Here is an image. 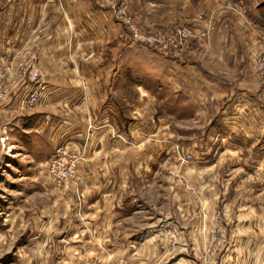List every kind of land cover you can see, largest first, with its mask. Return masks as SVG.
Listing matches in <instances>:
<instances>
[{
  "label": "rangeland",
  "instance_id": "obj_1",
  "mask_svg": "<svg viewBox=\"0 0 264 264\" xmlns=\"http://www.w3.org/2000/svg\"><path fill=\"white\" fill-rule=\"evenodd\" d=\"M38 1L30 8L29 19L35 24L30 44L16 49L21 53H11L0 66L4 86L0 103L10 97L8 106L16 97L24 110L16 112L36 121L50 114L53 123L51 131L39 125V132L19 134V146L10 127L26 129V120L7 112L8 125L0 126V264H264V137H260L264 136V20L255 15L258 7L264 11V0H215L188 15L186 10L172 12L182 5L179 8L171 0H150L143 7L139 0H92L99 12L90 15L92 30H78L77 46L52 42L61 36L53 29L60 22L59 13L52 11L53 6H38ZM88 5L84 1L83 6ZM121 7L138 34L163 36L164 44L133 38L120 20ZM210 10L219 23L211 20ZM250 12L256 24L249 22ZM150 14L151 21L145 19ZM179 18L201 27L184 25ZM181 28L188 31L178 39L175 33ZM66 36L72 37L68 31ZM47 46L57 64L58 59L62 65L78 59L79 66L89 69L97 63L112 64L126 48L161 56L164 64L166 57L182 58L177 76L167 73L171 82L187 85L190 74L192 84L206 91L208 83L216 86L223 81L231 91L245 93L239 97L244 106L224 108L235 92L224 94L220 102L215 96L210 100L207 93V100H202L212 106L209 110L171 124L172 116L192 115L191 102L189 109L171 114L159 97L150 92L145 97L130 85L116 90L113 99L128 115L125 132L117 123L100 134L101 127L92 122L78 133V109L25 106L34 89L21 98L23 85L14 97L11 93L15 81L28 80L32 70L44 71ZM193 95L197 96L192 93L191 99ZM228 115L242 121L236 128L244 139L233 153L213 140L221 128L215 122ZM43 130L48 133L41 134ZM97 135H102L100 141H95ZM92 146L104 153L100 162L111 161L113 173L102 174L110 170L105 166L99 173L89 171ZM205 146L211 154L194 160ZM161 150H168L165 164L157 172L146 171L150 153ZM128 152L131 171L126 176L122 167ZM108 154L112 156L107 158Z\"/></svg>",
  "mask_w": 264,
  "mask_h": 264
},
{
  "label": "crops",
  "instance_id": "obj_2",
  "mask_svg": "<svg viewBox=\"0 0 264 264\" xmlns=\"http://www.w3.org/2000/svg\"><path fill=\"white\" fill-rule=\"evenodd\" d=\"M88 2L89 5L87 8L83 6V3ZM92 0H39L38 6L43 7H49L53 6L52 11H56L59 13L58 19H60V22L57 24L55 23V28L58 29L59 33L57 38L52 41L55 45L56 44H64L66 45L78 44V30L82 31L84 29L92 30L91 22L92 19L90 18V15H93L94 13H98L99 10L95 8L93 5ZM150 0H142L139 4V7H143V4L146 6ZM152 0L151 2H153ZM170 1V0H169ZM174 1L173 4L178 6L179 8L182 7L178 11H172L177 13H184V10H186V15L188 13H193L195 8L200 9L203 7L204 4H209V6H212V3L215 2V0H171ZM43 3L42 5H39ZM31 6H35V0H0V66L6 63V60L9 59V56L11 53L16 52V49L22 50L26 48L27 44H30V31L32 28H34L35 24L32 20L29 19L30 14V8ZM105 11L106 9L103 8ZM146 9V8H144ZM174 9V8H173ZM110 12V11H106ZM142 12L146 15H148L149 12L147 10H142ZM211 14L209 15L212 17L215 22L219 23L220 19H217L214 15L215 11L210 10ZM256 16H258L257 11ZM50 13V12H49ZM103 13V12H102ZM250 12V16H248L249 22L252 24H256L253 22V16ZM254 13V12H253ZM106 15L105 13H103ZM249 14V13H248ZM247 14V15H248ZM150 14L148 17H145V19L151 21L153 20L151 18ZM47 17H49L46 14ZM45 17L43 19L45 20ZM156 17V16H155ZM259 17V16H258ZM29 19V20H28ZM187 18H179L177 19L178 22H181L182 24L201 27L198 23L192 24V21H188ZM53 20V19H52ZM264 20V19H263ZM45 24L46 20H45ZM57 24V25H56ZM52 28V25H51ZM218 28H222V25L219 24ZM67 31L72 35L70 39L67 38ZM48 35H51L49 32ZM74 35V36H73ZM217 35V34H215ZM56 37V35H54ZM219 38V36H216ZM127 39V36L124 37ZM225 38H220L219 42L225 43ZM51 42V40H50ZM122 44H125L126 42H120ZM77 46V45H76ZM48 51L44 53V56L47 59V64L45 65L44 71H41L43 74V81L46 84L45 90L42 92V95L44 93V97L42 99L39 98L37 102V108H44L51 109L56 108L58 111L62 110L61 108L68 110L70 108L78 109V133L80 130H83V132L86 129V125L91 124L92 122L95 123V125L100 129V134H103V132L110 129V126L112 124H117L122 128V130L125 132V125L129 123L127 120L128 115H125L123 112V108L114 105L113 99L116 95V90L118 89H126L131 88V86H134V88H137L138 91H141V94L145 97L148 94L147 92H150V94L154 95L155 97H159L162 101V107L166 108L171 114H174L173 112L177 111L178 109L185 107L189 109V102H191L190 106L191 109L194 111L192 115L188 116V118H177V117H170L169 120L171 121V124L178 123L179 121H185V120H193L195 119L194 116L197 114L196 111L210 109L212 106H210L208 101L203 103L202 98L207 100L206 94L208 93L211 98L215 96V99L220 102L221 96H229L230 94L234 93L235 90L231 91L229 87L224 86L223 81H218V85H210L211 83L207 84L206 91L200 89L196 84H192L191 82V75L188 74V80L186 82L187 85L179 86L177 82H171L170 79H168L167 73H170L172 75H176L179 71V63L183 61L182 58L176 59L166 57L167 59L164 60L166 64L163 63V59L161 56L153 57L149 55H145L144 53L140 51H135L130 48H126V50H122V52L116 56H114L113 63L111 64L109 62H102V64L97 63L96 67H91L90 69L88 67H84L83 64L79 66L78 59L74 60V63L72 65H62L61 61L58 59L57 61L59 64H57L56 60L52 59L53 54L50 52V46H47ZM17 51V52H18ZM16 52V53H17ZM60 52V51H59ZM120 52V50H119ZM21 52H18V54ZM77 52L75 50L76 55ZM111 61V59H110ZM73 62V61H72ZM117 65H115L116 63ZM182 63V62H181ZM65 66V67H64ZM43 68V67H42ZM49 68V69H46ZM51 68V69H50ZM68 68V69H67ZM66 69V70H63ZM175 74H174V73ZM187 72H191V70H187ZM17 73V72H16ZM15 73V74H16ZM7 77L6 73L4 74V78ZM9 77V76H8ZM15 77V76H14ZM7 82V81H6ZM23 85V90L21 93V98L24 94H27L29 90L33 88V85L28 81L24 80L22 83H19L18 81H15L11 87H15L13 90L10 88L11 93L14 97V94H18L20 91V88ZM131 85V86H130ZM187 86V87H186ZM231 86V85H230ZM156 90V91H154ZM243 90V88L239 89ZM192 93L197 94L195 97L193 95V98L191 99L190 96ZM245 93L236 91L234 94V99L231 102H227L224 108L232 107V105L236 106L240 104V106H244L243 103H241L243 100L239 99V97H243ZM10 97H8L3 103H0V109L3 112L5 110V114L3 115L0 113V126L3 124H7V119L9 116H7V112L14 111L13 118H19L20 117L24 120H26L23 123V127H18L17 125H12L13 127H10L13 132H16L15 135L16 140H18V146L20 144V141L18 139V135L22 134H28L25 130L29 131H35L39 132L41 128L36 129L37 127H41L39 125H42V128L44 130L48 129V131H51L52 126H50L53 123V120L50 119V114H47L45 116H40L38 121L33 117L32 119L25 118L24 113H18L15 110L19 108V110H23V105H21V100L19 102L15 103L11 102L8 106L6 103L8 102ZM120 99V97H119ZM141 99V98H140ZM224 98H222L223 100ZM242 100V101H241ZM7 101V102H6ZM6 102V103H5ZM203 103V104H202ZM203 105V106H201ZM221 107V106H219ZM216 108V106H214ZM227 110L224 109L222 113L226 112ZM196 112V113H195ZM61 113V112H59ZM24 114V115H23ZM32 114V113H30ZM194 114V116H193ZM2 115V116H1ZM9 115V114H8ZM22 115V116H21ZM236 115V114H235ZM231 116L229 118L228 116H223L222 118H219L221 125V128L218 130L217 135H215L213 140L220 141V143H223V145L227 146L230 149L231 153L237 151V148L239 146V142L244 139L242 135H240L239 130L237 131V125L241 124L242 121L240 120L239 116ZM60 117V116H59ZM122 118V119H119ZM116 119V120H115ZM206 119V118H205ZM2 123V124H1ZM50 124V125H49ZM50 126V127H49ZM233 126V130L229 127ZM226 127H229L228 129L230 131H224L226 130ZM9 128V129H10ZM117 128V127H116ZM236 131H235V130ZM40 132L41 134H47L48 131ZM0 136H1V130H0ZM29 136V135H28ZM97 135L95 141H100L101 138ZM219 136V137H218ZM251 137V136H250ZM254 137V136H253ZM264 137V136H260ZM252 138V137H251ZM250 139V138H249ZM30 141V139H27ZM15 145H17L15 143ZM95 145V144H94ZM13 147L14 145H9ZM94 146H92V154L89 156L90 164H87L90 166L89 171L91 173H99V169L102 167H107L110 170L108 172H102V174H109L113 173L111 172L112 166L111 161L110 162H100L98 160L99 156H103L104 153L100 152L99 149L95 150L93 149ZM259 147H263L262 143L259 145ZM27 150L30 149V146L26 145ZM105 148L109 147V144H106ZM104 148V149H105ZM203 149L196 152V155H193V158H204L211 154V150L209 148L202 147ZM233 148V149H231ZM90 150V151H91ZM233 150V151H232ZM104 151V150H103ZM129 156V158H126L127 160L123 162V173L127 176V174L131 171V155L130 152L126 154ZM168 155V150H161L160 152H151L149 155L150 163L148 170L150 171L152 168L155 172H157L162 164L163 159ZM111 154H108V157H111ZM199 160V159H198ZM192 167H195L192 165ZM188 167H186V170L188 171ZM120 170V169H118ZM264 176V175H263ZM264 180V179H263ZM128 181H129V175H128ZM125 181L123 182V184ZM264 184V182H261ZM125 185V184H124ZM264 187V185H263ZM113 188V186H112ZM257 202V201H256Z\"/></svg>",
  "mask_w": 264,
  "mask_h": 264
},
{
  "label": "built area",
  "instance_id": "obj_3",
  "mask_svg": "<svg viewBox=\"0 0 264 264\" xmlns=\"http://www.w3.org/2000/svg\"><path fill=\"white\" fill-rule=\"evenodd\" d=\"M106 3V2H105ZM109 3V2H108ZM106 3V4H108ZM119 13V16H120V20L123 21L126 25H127V28L130 29V31L132 32V35L133 38H135L136 40H139L141 42H149V43H152L153 41L159 43V44H164V37L163 36H159L158 39L156 38H148L146 36H143L142 34H138L136 31H135V27L131 24V21H130V18L128 17L127 15V12L125 11L124 7H121L119 8V10L117 11ZM179 32H176L175 33V37L180 39V37L188 31L186 28H181V29H178ZM172 37L174 36H170V40L172 41ZM1 70H0V77H1ZM3 77V75H2ZM2 79V78H1ZM28 81L33 85V89L34 91L32 93H29L28 96L25 98V103L24 105L25 106H29V107H33L37 101L39 100V96L37 93H42L45 88H46V84L45 82L42 80L43 79V74L41 72V70H32L29 75H28ZM1 82V81H0ZM3 85L1 86L0 85V98H3ZM1 141H4V139L1 138Z\"/></svg>",
  "mask_w": 264,
  "mask_h": 264
},
{
  "label": "trees",
  "instance_id": "obj_4",
  "mask_svg": "<svg viewBox=\"0 0 264 264\" xmlns=\"http://www.w3.org/2000/svg\"><path fill=\"white\" fill-rule=\"evenodd\" d=\"M257 13H258V16L262 19H264V11L261 9V8H257L256 9Z\"/></svg>",
  "mask_w": 264,
  "mask_h": 264
}]
</instances>
